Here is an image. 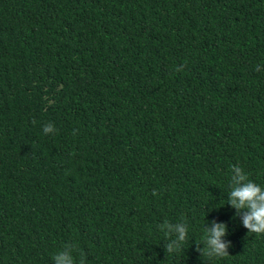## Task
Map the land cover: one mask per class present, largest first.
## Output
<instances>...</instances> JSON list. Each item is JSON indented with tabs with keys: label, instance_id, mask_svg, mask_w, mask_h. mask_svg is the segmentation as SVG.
<instances>
[{
	"label": "trees",
	"instance_id": "trees-1",
	"mask_svg": "<svg viewBox=\"0 0 264 264\" xmlns=\"http://www.w3.org/2000/svg\"><path fill=\"white\" fill-rule=\"evenodd\" d=\"M234 165L264 188V0H0V264H264Z\"/></svg>",
	"mask_w": 264,
	"mask_h": 264
},
{
	"label": "clouds",
	"instance_id": "clouds-1",
	"mask_svg": "<svg viewBox=\"0 0 264 264\" xmlns=\"http://www.w3.org/2000/svg\"><path fill=\"white\" fill-rule=\"evenodd\" d=\"M45 134L52 133L54 127L51 123L44 126ZM230 178V192L228 193V204L237 210V215L244 212L242 223L248 232L264 234V188L249 179L245 171L238 165L232 166ZM171 228V226H169ZM178 236L175 244H169L166 248L167 253H172L174 248L180 250L181 245L185 242L187 228L184 224H176L172 229ZM228 228L226 223L212 222L210 229H205L203 237L204 248L202 255L215 258L229 255L222 237L226 234ZM197 251H201L199 247ZM52 260L54 264H76V258L70 251L60 250L56 252Z\"/></svg>",
	"mask_w": 264,
	"mask_h": 264
}]
</instances>
